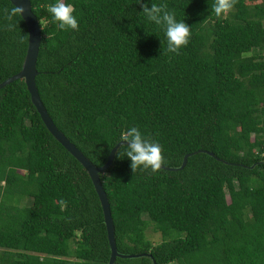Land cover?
<instances>
[{"label":"trees","instance_id":"trees-1","mask_svg":"<svg viewBox=\"0 0 264 264\" xmlns=\"http://www.w3.org/2000/svg\"><path fill=\"white\" fill-rule=\"evenodd\" d=\"M42 29L36 83L55 125L96 166L138 127L164 164L138 170L121 153L101 175L121 254L115 264H264V0H66L79 31ZM167 4L191 28L179 55L142 4ZM0 0V84L28 50L22 17ZM200 151L212 152L215 157ZM66 202L62 204L61 202ZM28 203V204H27ZM160 233L152 242L148 230ZM103 208L84 167L49 133L24 80L0 90V264H108Z\"/></svg>","mask_w":264,"mask_h":264},{"label":"clouds","instance_id":"clouds-1","mask_svg":"<svg viewBox=\"0 0 264 264\" xmlns=\"http://www.w3.org/2000/svg\"><path fill=\"white\" fill-rule=\"evenodd\" d=\"M26 0H17L10 9L5 8L4 14L8 21V28L15 27V18L24 17L27 8L24 7ZM142 3V0H140ZM238 3V0H214L212 12L217 18H225L231 13ZM143 14L149 22L164 29L167 42V52L179 55L181 49L187 47L191 37V28L184 21H177L175 14L168 11L167 4L157 5L152 3L151 7L142 4ZM47 11L52 17V21L60 31H79V22L74 15V7L66 0H55L47 5ZM117 156L121 153L127 157L131 163L130 168L135 176L138 170L148 172L150 175L161 171L164 164L163 149L158 142L146 138L138 127L132 126L122 131L120 143L117 145ZM116 146V147H117ZM66 204V202H61Z\"/></svg>","mask_w":264,"mask_h":264},{"label":"water","instance_id":"water-1","mask_svg":"<svg viewBox=\"0 0 264 264\" xmlns=\"http://www.w3.org/2000/svg\"><path fill=\"white\" fill-rule=\"evenodd\" d=\"M12 3V0H9ZM17 0H13V3H16ZM24 7L27 8V12L24 17H22L27 25L28 33H29V43H28V50L27 54L23 63L22 70L14 75L13 77H10L9 79L5 80L0 84V90L8 86L9 84L17 81V80H24L26 83V86L28 88V91L31 95V100L35 108L37 109L38 113L41 116V119L46 126L49 133L84 167V169L88 172L93 185L95 187V190L99 196L103 213H104V221L107 227L108 232V239L110 243L111 248V257L108 264H115L117 258H142V257H149L151 259V255L147 254H134V255H126L121 254L116 245V239H115V226H114V220L112 218L110 203L107 197V193L103 187L102 181H101V175L104 174L110 167L112 166L114 159L117 155L118 151V144L112 149L107 162L101 166L98 167L95 164H93L84 154L83 152L77 148L75 144H73L63 132L59 130V128L55 125L53 119L49 115L47 109L45 108L43 101L41 100L39 90L37 88L36 78L39 74L37 70V62L38 57L40 53V47L42 43V29L41 24L38 19V17L35 15L32 9V3L31 0H26L24 3ZM202 153L209 154L212 157H215V155L212 152L208 151H200ZM191 155H186L183 163L180 167H167L162 166V169L168 170V171H178L185 168L187 165L188 159ZM153 264H157L153 260Z\"/></svg>","mask_w":264,"mask_h":264},{"label":"rangeland","instance_id":"rangeland-1","mask_svg":"<svg viewBox=\"0 0 264 264\" xmlns=\"http://www.w3.org/2000/svg\"><path fill=\"white\" fill-rule=\"evenodd\" d=\"M28 204V203H27ZM147 237L154 243H159L162 240L161 234L156 233L152 227L147 232Z\"/></svg>","mask_w":264,"mask_h":264}]
</instances>
